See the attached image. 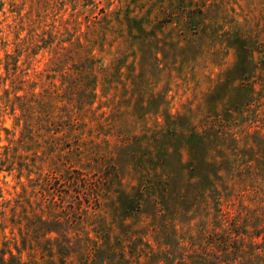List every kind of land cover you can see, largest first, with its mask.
I'll return each instance as SVG.
<instances>
[{
  "label": "rangeland",
  "instance_id": "374dc122",
  "mask_svg": "<svg viewBox=\"0 0 264 264\" xmlns=\"http://www.w3.org/2000/svg\"><path fill=\"white\" fill-rule=\"evenodd\" d=\"M253 215L264 0H0V264H246Z\"/></svg>",
  "mask_w": 264,
  "mask_h": 264
},
{
  "label": "trees",
  "instance_id": "16d2710c",
  "mask_svg": "<svg viewBox=\"0 0 264 264\" xmlns=\"http://www.w3.org/2000/svg\"><path fill=\"white\" fill-rule=\"evenodd\" d=\"M139 30L142 31L141 27H138ZM10 57L9 55H6V58ZM71 180H68V183ZM97 197V196H96ZM95 197V200L97 201V198ZM77 202L76 204V209L80 210L81 209V201L79 198H75ZM226 212H222L220 211V220L225 216ZM252 221H258L259 224H256L255 227L252 226L253 230H252V236L256 237L257 239H260V243H256V242H247L244 238H242L241 241L237 240V239H233L229 236L225 237V246L229 249L228 255L229 257L231 255H233V259H242L245 258L246 259V264H264V218L262 221H259L258 216L253 215L252 216ZM235 218V216H234ZM236 237H239L238 233H235ZM248 234L246 233V236ZM241 243L243 244V247L241 246ZM247 247H246V246ZM258 245V246H257ZM248 246L250 248H252V250L248 252ZM238 247H242L240 249H238Z\"/></svg>",
  "mask_w": 264,
  "mask_h": 264
}]
</instances>
